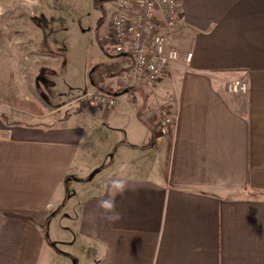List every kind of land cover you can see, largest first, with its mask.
Returning a JSON list of instances; mask_svg holds the SVG:
<instances>
[{"label": "crops", "instance_id": "0c3cea01", "mask_svg": "<svg viewBox=\"0 0 264 264\" xmlns=\"http://www.w3.org/2000/svg\"><path fill=\"white\" fill-rule=\"evenodd\" d=\"M179 4V62L133 99L117 83L123 64L109 80L114 108L85 94L64 113L10 104L40 54L0 39V264H41L51 247L45 225L70 185L89 189L70 223L85 264H264V0ZM118 56L106 62L127 55ZM239 81L247 93L231 90ZM82 100L91 112L78 110ZM164 106L173 126L162 136ZM109 199L114 212L100 207Z\"/></svg>", "mask_w": 264, "mask_h": 264}, {"label": "rangeland", "instance_id": "374dc122", "mask_svg": "<svg viewBox=\"0 0 264 264\" xmlns=\"http://www.w3.org/2000/svg\"><path fill=\"white\" fill-rule=\"evenodd\" d=\"M112 4V0H0V39L11 35L12 42L24 40L40 54L38 73L29 78L28 85H14L19 95L11 93L10 104L43 110L37 114L45 113L48 104L64 113L76 106L78 97L95 92L90 71L100 63H110L106 62L110 56L121 59L106 39ZM23 95L30 98L23 99ZM127 100L121 97L120 103ZM95 124L103 125L99 120ZM100 134L104 137V132ZM84 157L91 158V152ZM69 189L50 212L56 217H49L45 225L51 247L44 251L41 264H85L88 259L82 247L84 238L78 235L77 224L70 223L75 206L84 201L89 189L83 190L82 185L80 190L71 185Z\"/></svg>", "mask_w": 264, "mask_h": 264}, {"label": "built area", "instance_id": "2783aa9c", "mask_svg": "<svg viewBox=\"0 0 264 264\" xmlns=\"http://www.w3.org/2000/svg\"><path fill=\"white\" fill-rule=\"evenodd\" d=\"M112 3V46L118 54L131 59L117 83L133 99L135 88L155 87L179 62L181 53L172 36L182 20V11L179 0H112ZM192 56L193 53H187L186 60L190 61ZM230 88L245 94L248 83L233 82ZM84 97L105 108H114L118 103V96L105 89L88 92ZM158 116L159 134L167 135L173 126L170 109L160 108Z\"/></svg>", "mask_w": 264, "mask_h": 264}, {"label": "trees", "instance_id": "16d2710c", "mask_svg": "<svg viewBox=\"0 0 264 264\" xmlns=\"http://www.w3.org/2000/svg\"><path fill=\"white\" fill-rule=\"evenodd\" d=\"M125 61L123 62H116V61H112L111 63L108 64H98L94 67V70L90 71L91 73V78L93 80V85L100 88V89H105V90H110V79L112 80L114 78L115 75H118L121 70L123 69V64H131V59L128 56H125L124 59ZM116 77V76H115ZM24 103L26 104V102L24 101ZM21 106V105H20ZM83 106H86V102L85 100L81 101V103L79 104V108L78 110L80 111ZM22 108L28 109L27 107H23ZM32 110V109H29ZM34 111V110H32ZM43 110L41 109H37L35 112H42Z\"/></svg>", "mask_w": 264, "mask_h": 264}, {"label": "clouds", "instance_id": "9594fccd", "mask_svg": "<svg viewBox=\"0 0 264 264\" xmlns=\"http://www.w3.org/2000/svg\"><path fill=\"white\" fill-rule=\"evenodd\" d=\"M118 191L122 194L125 190V186L123 184H119L117 186ZM100 207H102L106 212H114L115 204L113 200H104L101 202ZM109 219H119L118 214H114L108 217Z\"/></svg>", "mask_w": 264, "mask_h": 264}, {"label": "water", "instance_id": "95a60500", "mask_svg": "<svg viewBox=\"0 0 264 264\" xmlns=\"http://www.w3.org/2000/svg\"><path fill=\"white\" fill-rule=\"evenodd\" d=\"M94 70V68L92 69V71ZM91 76V73H89V77ZM90 81H91V84H93V80H92V78L90 77ZM126 91L127 90H125V93H126ZM115 94V93H114ZM115 95H117V94H115Z\"/></svg>", "mask_w": 264, "mask_h": 264}]
</instances>
